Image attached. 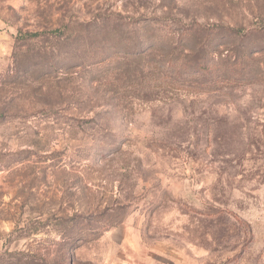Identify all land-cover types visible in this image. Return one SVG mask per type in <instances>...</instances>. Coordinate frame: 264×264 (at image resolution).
Segmentation results:
<instances>
[{"label": "rangeland", "instance_id": "rangeland-1", "mask_svg": "<svg viewBox=\"0 0 264 264\" xmlns=\"http://www.w3.org/2000/svg\"><path fill=\"white\" fill-rule=\"evenodd\" d=\"M0 264H264V0H0Z\"/></svg>", "mask_w": 264, "mask_h": 264}]
</instances>
